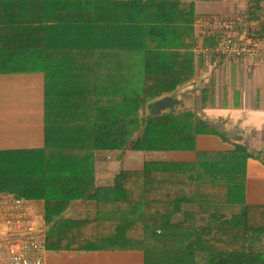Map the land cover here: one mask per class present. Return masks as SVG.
Wrapping results in <instances>:
<instances>
[{"label":"trees","instance_id":"1","mask_svg":"<svg viewBox=\"0 0 264 264\" xmlns=\"http://www.w3.org/2000/svg\"><path fill=\"white\" fill-rule=\"evenodd\" d=\"M192 4L181 0H0V65L7 69L17 65L24 73L41 75L44 71L36 70L38 65L45 66L44 70L91 73L88 80L92 85L87 89L89 105H93L87 111L90 115L98 114L101 97L96 91L112 83L101 86L99 68L123 69L126 75L107 76L119 84L121 80H140L141 74L142 90L136 84L115 85L122 97L105 98L103 106L109 103L114 112L111 116L103 112L104 120L98 116L102 122L93 126L97 147L114 150L127 143L134 151L192 150L194 136L185 132L180 137L177 133L163 137L157 132L163 111H168V105L158 101L173 98L178 86L192 80L198 59L195 46L217 42L215 37L195 36L193 16H189ZM85 94L83 91L79 99H85ZM132 119L136 133L128 141ZM16 149H0L4 154L0 156V193L30 198L41 206L48 249L88 251L109 245L160 253L170 250L162 244L166 242L174 251L175 238L183 235V241L189 243L184 250L194 253L199 264H255L260 258L250 247L230 246L227 237L232 241L246 238L237 232L224 233L222 220L212 219L221 225L217 233H207L211 226L207 217L189 224L173 221L181 204L201 202L191 200L186 189L178 192V184L169 181L185 167L150 161L139 170H121L112 182L98 185L94 149L66 145ZM81 199L94 201L98 208L140 210L145 218L102 221L95 209L71 213L72 201ZM175 227L183 232H175Z\"/></svg>","mask_w":264,"mask_h":264},{"label":"crops","instance_id":"2","mask_svg":"<svg viewBox=\"0 0 264 264\" xmlns=\"http://www.w3.org/2000/svg\"><path fill=\"white\" fill-rule=\"evenodd\" d=\"M181 1L193 3V13L189 16H193L196 37L201 34L195 25L198 18L224 17L244 21L247 12L244 0ZM252 8H256L254 12L251 11ZM250 11L254 13L252 15L254 21L250 23L251 33L264 39V0H251L249 14ZM2 65L0 67H4ZM195 65L196 72L192 80L178 86L174 97L170 98L167 104L168 111L162 112L157 132L163 137H168L172 133H177V137H180L186 132L189 136L195 137L196 147L192 150H153L145 152V155L163 153L166 155L165 161L180 165L181 168L185 167L173 172L177 178L169 181L178 184L180 193L186 189L191 200L194 198L201 200L195 206L181 204L180 211L177 207L173 217L175 223L189 224L193 219L207 217L209 223L211 221L207 233H217L216 228L221 225H216L217 222L212 223V219L222 220L224 233L237 232L246 238L232 241L231 236L227 237L230 246L238 245L247 249L250 247L258 251L260 258L254 263L264 264V61L254 58L212 59L202 56L196 59ZM4 68L0 70V149H9L16 147L18 144L14 142L18 140L22 143L26 141V130L31 132L33 119L39 110L33 107L34 101L30 98L7 95L8 90L22 95L26 89L23 83L27 80L24 74L34 72L24 73L17 65ZM43 76L46 78L45 74ZM83 81L82 78L81 82ZM83 91L80 87L76 95ZM44 97L42 95L40 99ZM57 108L58 111L50 110L52 115L55 113L53 119L49 118L48 110L42 113L44 123L53 122L56 128L50 135L55 143L53 145L59 147L58 144L61 143L71 147L75 145L68 143L79 141L81 143L78 144L79 148L94 149L97 184L112 182L115 174L125 169H111L99 165L104 159L100 156L101 148L97 147L94 130L92 135V129L87 132L85 128L89 124L94 126L102 122L99 121L97 114L90 115L82 110V114L71 115L62 103ZM187 109L191 110L190 114L185 113ZM131 123L128 141L132 133H136V123L133 119ZM47 130L49 131V128ZM123 144V147L106 151H115L125 156L127 149L130 148L127 143ZM106 159H110V156ZM138 159L141 160L139 162L141 167L133 166L128 170L142 169L150 162L148 160L143 162V158L139 156H128L129 163H134ZM81 200L79 208L74 207L73 203L71 213L95 209L98 219L102 221H143L145 218V213L140 210L98 208L94 201ZM182 211L197 212V215ZM44 223L45 220L42 218L40 224ZM0 228L6 234L1 226ZM181 229L177 230L175 227V232H180ZM42 232L45 234L46 229H42ZM182 236L175 238L174 251L168 246L169 242H166L162 244L170 250L160 253L109 245L88 251L51 248L48 249L45 264H199L194 253L184 250L189 248V243L184 242ZM0 264L7 263L0 260Z\"/></svg>","mask_w":264,"mask_h":264},{"label":"rangeland","instance_id":"3","mask_svg":"<svg viewBox=\"0 0 264 264\" xmlns=\"http://www.w3.org/2000/svg\"><path fill=\"white\" fill-rule=\"evenodd\" d=\"M207 58H210V57H207ZM212 59H218V58H212ZM45 68L46 67L43 65H38L35 69L38 71H44L46 78L39 73L24 74V77L27 80H24L25 82L23 83V87L26 89L22 95H20L19 93L14 94L12 93L11 90L7 91L8 97L20 98L21 96L23 98L25 97V98L32 99L34 101L33 107H36L39 110V113L35 114L36 116L33 119L34 124L31 125L32 127L31 132H29L28 129L26 130V136H25L26 141L22 143L21 140H18L17 142H14V143H17L18 145H15L16 147H10L9 149L17 148L16 151H25V150L33 149L35 147L49 148V149L53 147H57V145H53L55 143H53V140L50 138V135L53 132H55L54 129L56 130V128L54 127L53 122H50L48 124L44 123L45 119L42 117L41 112H44L47 110L48 112H50V110L58 111L59 109L57 107H59V104L61 103L64 105L66 111L71 115L82 114L83 111L87 113V111H90L93 108V105L91 104L89 105V103H92L91 99L90 98L89 100L87 99L88 98L87 89L90 84L89 80L87 79L92 78L91 73L87 71H61V70L58 71L56 69L49 70V68L44 70ZM112 69H113V73L110 74ZM115 69L116 67L111 68L107 66H102L101 68H99V74H100L99 77H101L100 80H103V83L101 86H104L110 82H112L110 84L114 85V88L109 84L108 86L103 87L100 90L96 91L95 89L96 96L101 97V100H99L100 101L99 108L97 109L96 107V113H98L97 116H99L100 120H104L105 116L102 115L103 112L109 113L110 116L114 112L113 107L109 103H106V105L103 106V103L106 102L105 98H107V100H112L115 94H117L119 98L122 97V94L116 91L115 85H120L125 88L127 86L126 84H132V85L136 84L135 87L139 91L143 89L141 88V84L144 86V79H142L141 74H139L138 78L140 80H137L138 82L136 80H121L123 82L121 84L116 83L117 81L113 83V81L111 80V77L110 78L107 77L108 75H112V76L126 75V72L123 69L119 68L121 73ZM82 78L84 80L83 83L81 82ZM90 85H92V82ZM80 87L84 91H86L85 99H79L81 98V96L76 95L79 92ZM97 87L99 88L100 86H97ZM41 95L45 97L47 95V98L45 99L44 97V99H40ZM109 96L110 98H108ZM79 101L81 102L80 107H79ZM45 103H47V105ZM55 103H56V106H54ZM30 107L31 106H29V108ZM104 107H106V109L103 111ZM36 108H34V111ZM51 113L52 112H50L49 118L50 119H53V117L55 118V113L54 115H52ZM21 119H24V118H21ZM36 122H38V124H36ZM26 126H28V124ZM92 126L93 125L89 124L85 128L87 132L89 129H92L91 133L93 135ZM47 128H49V131L47 130ZM71 142L68 144L69 145L73 144L75 146H78V144H81L79 141H73V143ZM58 145L60 147L63 144L60 143ZM24 146L27 148L22 149ZM100 152H101L100 156H103L104 159L101 160V163L99 165L100 166L105 165L106 167L111 168V169H120V170L121 169H131L133 166H138V168H140L141 164L139 162H141V160L138 159L134 163H129L128 162L129 155H133L134 157L139 156L140 158H143L142 159L143 162H145V160H148V161H153V160L165 161L166 160V155L163 153L150 154L146 156L145 152H147V149L143 151H138V150L134 151L131 149H127L125 156H122L123 154L120 155V153L115 152V151H106V148H102ZM0 156L3 157L4 154L1 153ZM107 156H110V159H106ZM118 161H122V162H118ZM23 162L24 161L22 159L19 160L20 167ZM22 166H25V165H22ZM34 175H37V173H34ZM9 197H14V196L5 194V192L0 193V199L9 198ZM74 201H72V205L74 203L75 205L74 207L78 206L77 208H79L82 203V200L81 201L76 200L75 202ZM77 202L78 204H76ZM42 211L43 210H41V206L35 204L34 216H35V219L38 221V223L42 218L44 219ZM42 229H46L45 223L40 224V227H38L37 231L33 233H30V234L23 233L21 235L20 233H15L12 236L15 238H19V236H24V238H30L34 235L40 237L44 233L42 232ZM9 234L11 233L10 232H7L6 234L3 233L0 228V244L7 239V236ZM44 235H46V233Z\"/></svg>","mask_w":264,"mask_h":264},{"label":"built area","instance_id":"4","mask_svg":"<svg viewBox=\"0 0 264 264\" xmlns=\"http://www.w3.org/2000/svg\"><path fill=\"white\" fill-rule=\"evenodd\" d=\"M247 12L244 21L237 18L209 17L195 21L197 29L207 37H215V44H197L194 54L210 58L247 59L264 61V39L251 33V0H244ZM35 202L25 197L0 199V226L10 232L0 244V260L7 264H45L48 248L44 233L39 236L15 238V233L30 234L37 231L40 221L35 219ZM161 232V229H158Z\"/></svg>","mask_w":264,"mask_h":264},{"label":"water","instance_id":"5","mask_svg":"<svg viewBox=\"0 0 264 264\" xmlns=\"http://www.w3.org/2000/svg\"><path fill=\"white\" fill-rule=\"evenodd\" d=\"M158 102L163 106V105H167V104H169L170 99H169L168 97H163V98L160 99Z\"/></svg>","mask_w":264,"mask_h":264}]
</instances>
